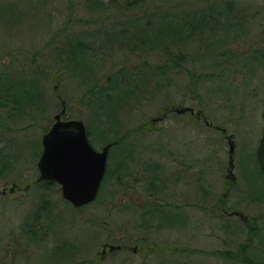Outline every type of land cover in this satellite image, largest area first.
<instances>
[{
	"label": "rangeland",
	"instance_id": "obj_1",
	"mask_svg": "<svg viewBox=\"0 0 264 264\" xmlns=\"http://www.w3.org/2000/svg\"><path fill=\"white\" fill-rule=\"evenodd\" d=\"M114 1L0 0V159L11 156L0 163V264H264V174L255 160L264 0H222L231 29L218 56L202 53L218 42L210 31L187 45L178 66L150 42L115 39L95 47L82 79L64 44L79 35L88 45L123 26L131 9ZM95 85L111 91L109 105L91 94ZM63 106L62 118L81 119L96 150L110 145L101 189L79 209L59 186L37 182L42 136ZM185 107L193 113H177ZM228 135L233 184L224 178ZM105 243L122 251L101 259Z\"/></svg>",
	"mask_w": 264,
	"mask_h": 264
},
{
	"label": "trees",
	"instance_id": "obj_2",
	"mask_svg": "<svg viewBox=\"0 0 264 264\" xmlns=\"http://www.w3.org/2000/svg\"><path fill=\"white\" fill-rule=\"evenodd\" d=\"M158 1L159 0H133L131 2L128 0L122 1V6H124L125 9L130 8L133 13H130V15L127 16L128 18L123 20V26L118 28L115 23V25H110L108 28H105L103 33H98L99 35L95 37L98 39L96 42H91V44L88 45H84L85 41H83L79 35H75L73 36L74 38H70L69 42H66V49L71 50V52L67 54V57L76 58L79 61L80 64L78 63V65L77 62H75V66H78L76 68L74 67L75 70L80 69L79 77L82 76V79H84L83 77L86 78V73L90 70L89 67H92L93 57L91 56H95V53L97 52L96 48H99L101 43L110 45L115 39L131 40L134 41L133 44H136L137 46L145 41L146 43L150 42L152 45L149 48H152L153 46L155 50L160 49L161 54L165 57L167 63L178 66V62L180 60L184 62L186 59V52L189 53V50L186 51V49H188L187 45H189L193 39H201L205 31H210L213 37L218 38V42H212L204 45L202 44L204 49L202 52L203 56H208L210 54L212 56H218L222 54L217 48L223 44L222 41L224 38H228V36H230L228 30L231 28L228 26L227 22L223 20V18L227 19L228 14L232 12L229 8L230 5L223 4L222 0H179L180 2H177L176 0H164L161 4L163 7L166 6L167 9L161 10L162 5H159L157 3ZM114 2H116L117 5L119 3L117 0ZM191 3L196 4L197 6L194 5L192 7ZM101 6L103 8L101 11L105 10L106 6L104 4ZM184 6H187L188 9H184ZM173 7L175 9L182 7V10L179 12H171L168 10L173 9ZM111 18L112 17H107V20H112ZM97 22L98 21L96 20L92 22L90 21V23L94 24ZM211 47L212 49L209 50ZM136 51L138 53L141 52L145 54L147 49L144 51L136 49ZM195 54L199 55L198 51H196ZM86 56H89V59H87ZM86 60L88 61L86 62ZM176 60H178V62ZM116 76L123 77V79L115 77L117 82L120 81L118 83L119 85L126 78L124 77L123 72L117 74ZM3 81L5 84L7 83V80ZM2 84L3 83L0 82V85ZM5 84L3 89H5ZM11 84L15 83H12L11 80L9 81V87L7 88L8 92ZM28 86L29 85L26 83V85L22 87L27 88ZM96 90L98 91L96 96L98 97L104 95L105 102L108 104V100L112 94L111 91H102L101 87ZM94 91L95 90L92 89L91 94H95ZM11 93L12 92L10 91L9 95H11ZM105 102L103 103L105 104ZM109 103L112 106V103ZM212 126L214 128H222V126L218 125L212 124ZM10 159V155H8V157L2 155L0 163L5 166L10 163ZM0 169L2 168L0 167Z\"/></svg>",
	"mask_w": 264,
	"mask_h": 264
},
{
	"label": "water",
	"instance_id": "obj_3",
	"mask_svg": "<svg viewBox=\"0 0 264 264\" xmlns=\"http://www.w3.org/2000/svg\"><path fill=\"white\" fill-rule=\"evenodd\" d=\"M192 109H182L184 113ZM60 113L54 116L50 129L42 136V152L37 161L38 180L55 181L60 185L61 196L74 207L84 206L94 200L106 168L110 145L95 151L89 144L84 123L81 120H61ZM263 128L255 151L256 161L264 174V110ZM234 146L229 141V169L232 168ZM118 249L119 247H110Z\"/></svg>",
	"mask_w": 264,
	"mask_h": 264
},
{
	"label": "flooded vegetation",
	"instance_id": "obj_4",
	"mask_svg": "<svg viewBox=\"0 0 264 264\" xmlns=\"http://www.w3.org/2000/svg\"><path fill=\"white\" fill-rule=\"evenodd\" d=\"M228 172H229V175H228ZM231 171L230 170H228V169H226V174H225V176H224V178H225V180H227V182L229 183H231V184H233L234 182H235V176H234V174H233V172L232 173H230ZM49 183H52V182H49ZM49 183H47V184H49ZM103 183V182H102ZM3 193V192H2ZM224 195H226V194H224ZM224 198L225 197H222V198H220L219 200L220 201H224ZM242 220L244 219V221L245 220H247V219H245V216L244 215H242V218H241ZM107 244H109V243H105L103 246H102V251H101V257H104L105 256V254H106V245ZM119 247H121V245H119ZM103 249H104V251H103ZM128 249H134V247H131V248H128Z\"/></svg>",
	"mask_w": 264,
	"mask_h": 264
},
{
	"label": "bare ground",
	"instance_id": "obj_5",
	"mask_svg": "<svg viewBox=\"0 0 264 264\" xmlns=\"http://www.w3.org/2000/svg\"><path fill=\"white\" fill-rule=\"evenodd\" d=\"M89 24H91V23H89ZM96 24H97V23H96ZM98 24H99V23H98ZM64 45H65V48H66V43H65ZM98 87H99V86H96V85H95L94 87H92V89H93V90H96ZM63 107H65V106H63ZM187 108H188V107H185V108H183V109H187ZM185 112H186V111H185ZM185 112H184V113H185ZM206 121H207V120H206ZM191 204H192V203H191ZM208 205H209V204H208ZM220 206H222V204H220ZM231 213H232V212H231ZM238 213H240V212H238V211H237V212H234L233 215H235V216H239ZM227 215H229V214L227 213Z\"/></svg>",
	"mask_w": 264,
	"mask_h": 264
}]
</instances>
